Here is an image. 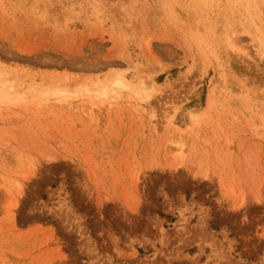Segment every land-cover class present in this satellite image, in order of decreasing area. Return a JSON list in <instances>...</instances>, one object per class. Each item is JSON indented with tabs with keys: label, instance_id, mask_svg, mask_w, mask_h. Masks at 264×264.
Instances as JSON below:
<instances>
[{
	"label": "rangeland",
	"instance_id": "374dc122",
	"mask_svg": "<svg viewBox=\"0 0 264 264\" xmlns=\"http://www.w3.org/2000/svg\"><path fill=\"white\" fill-rule=\"evenodd\" d=\"M0 264H264V0H0Z\"/></svg>",
	"mask_w": 264,
	"mask_h": 264
},
{
	"label": "bare ground",
	"instance_id": "6f19581e",
	"mask_svg": "<svg viewBox=\"0 0 264 264\" xmlns=\"http://www.w3.org/2000/svg\"><path fill=\"white\" fill-rule=\"evenodd\" d=\"M116 88L119 90V89H126L127 88V85L121 81H117L114 83ZM148 99V97H147Z\"/></svg>",
	"mask_w": 264,
	"mask_h": 264
}]
</instances>
